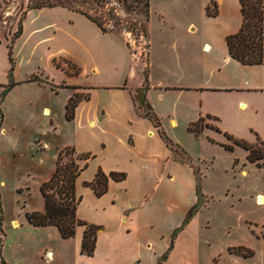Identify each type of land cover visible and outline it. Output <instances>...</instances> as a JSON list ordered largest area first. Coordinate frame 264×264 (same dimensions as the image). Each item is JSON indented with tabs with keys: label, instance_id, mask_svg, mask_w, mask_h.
<instances>
[{
	"label": "crops",
	"instance_id": "0c3cea01",
	"mask_svg": "<svg viewBox=\"0 0 264 264\" xmlns=\"http://www.w3.org/2000/svg\"><path fill=\"white\" fill-rule=\"evenodd\" d=\"M211 5L214 15L206 13ZM196 10L176 36L163 35L162 25L173 30L165 22L157 33L147 30L144 63L132 59L119 37L60 6L26 12L11 48L10 79L7 45L0 41V102L11 101L18 86L33 89L42 98L48 130L57 136L50 149L53 170L40 183L50 179L60 151L89 155L78 162L86 166L74 181L75 217L98 228L94 252L80 254L84 226L62 239L55 227L26 221L45 235L36 245L42 264H159L176 229L161 264H197L203 227L198 206L206 198L201 166L216 155L250 163L248 151L226 136L264 145V22L261 64L242 65L226 46L242 23L238 0H200ZM140 90L165 136L188 161L170 150L136 109L132 96ZM18 97L31 100L30 94ZM70 99L76 103L67 120ZM200 119L214 126L194 137L188 127ZM98 171L107 177L99 196L87 186ZM111 173L122 180L111 179ZM32 212L43 213L44 206Z\"/></svg>",
	"mask_w": 264,
	"mask_h": 264
},
{
	"label": "rangeland",
	"instance_id": "374dc122",
	"mask_svg": "<svg viewBox=\"0 0 264 264\" xmlns=\"http://www.w3.org/2000/svg\"><path fill=\"white\" fill-rule=\"evenodd\" d=\"M199 2L150 0L147 22L142 18L129 21L132 16L117 0H109L103 7L89 2L91 4H83L80 9L100 23L105 18L104 28L125 42L134 61L144 63L147 30L149 34L157 33L165 22L173 30L170 32L162 25L163 35H178L186 26L189 14L192 19L197 15ZM31 3L34 0H0V41L7 46ZM258 3L259 0H252L254 8ZM208 12H215L213 5ZM135 21L141 22V31L138 23L131 25ZM258 30L256 24V37ZM34 79L42 80L39 76ZM20 94H30L31 100L20 99ZM9 99L11 101L0 102V258L5 264H42L36 245L44 243L45 235L28 226L24 215L43 209L40 181L53 170L50 149L57 136L48 130V123L41 115L42 98L36 91L18 86ZM213 126L211 121L203 119L195 129L209 130ZM249 146L254 155L263 156L258 162L260 168L247 162L242 166L225 155H216L201 166L199 172L206 198L198 206L203 227L197 264H264V204H257L255 199L258 194L264 196V146L258 142ZM172 150L181 153L176 148ZM181 154L183 160L188 161L184 153ZM73 157L70 149L61 151L59 166L67 165ZM243 169L246 175L240 173ZM58 190L54 186L48 193L58 199ZM247 251L250 256L244 257L242 254Z\"/></svg>",
	"mask_w": 264,
	"mask_h": 264
},
{
	"label": "trees",
	"instance_id": "16d2710c",
	"mask_svg": "<svg viewBox=\"0 0 264 264\" xmlns=\"http://www.w3.org/2000/svg\"><path fill=\"white\" fill-rule=\"evenodd\" d=\"M120 4L123 3L125 5L126 11L130 13L129 21L131 19L142 18L145 22L148 20L149 15V0H117ZM94 3L97 7H103L109 0H34V3H31L27 6L26 11L22 14L20 22L17 26V31L13 36V40L10 45L7 46L8 49V61H9V71L8 76L9 79L11 78V73L13 70V58H12V44L13 41L21 34V21L25 17V14L28 10L31 9H39L42 7H55L60 6L64 8H68L75 12H78L92 21L96 26L103 32L107 33V31L103 26V19L102 23L96 20L93 16L89 13H86L80 9V6L83 4H91ZM240 5V12L242 15V23L240 26L239 31L236 34L230 35L226 38V46L227 52L230 58L237 61L242 65H259L262 62V35H263V22H264V5L262 0H259L257 7L254 8L252 5V0H238ZM106 3V4H105ZM105 4V5H104ZM208 15L210 14L208 10H206ZM140 16V17H139ZM138 23V25H137ZM259 26L258 35L255 36L254 27L255 25ZM133 26H139L138 29L141 31V22L135 21V23H131ZM12 85L11 80L9 81L8 87ZM144 91H138L135 96H132V101L134 106L138 110H143L144 117L148 118L152 124L158 129V133L160 137L165 142L166 146L172 150L175 146L170 142V140L165 136L163 131L160 128V123L156 116L150 111L149 105L145 102L144 99ZM76 103L75 99H70L68 104L65 108V117L67 120H70L72 117L73 107ZM203 120L200 119L195 123H192L188 127V132L191 133L194 137H199L201 135V127L200 129L196 130L198 124L201 123ZM226 138L231 141L234 145L243 147L248 151L247 161L250 163H255L257 168H260L258 163L263 159V156L254 155L250 146H247L243 142L240 141H233L231 137L226 136ZM260 143V142H258ZM263 145L262 143H260ZM264 146V145H263ZM225 150L231 151L232 146L223 145ZM68 148L62 150L67 151ZM173 151V150H172ZM70 153L74 155L72 159L69 160L67 165L62 167L59 166L60 161V154L61 151L58 153L55 169L47 182H44L40 185L39 191L41 197L44 202V212H30L25 213L26 221L34 226V227H55L59 233V236L62 239H70L75 234V229L78 226H84V231L82 234V240L80 245V254L86 256H92L95 248V240H96V231L98 230L97 227L92 225H87L84 222H81L76 219L75 217V209L77 205V199L74 194V181L80 171L85 168L86 164L80 166L79 161L86 160L89 158L88 154L77 155L74 153L72 149H70ZM109 177L115 181L122 180L123 175L111 173ZM107 184V177L100 171L97 172L95 179L87 184L96 195H101L106 190ZM59 188L58 190V199L54 198L52 194H49L48 191L51 190L53 187ZM197 206L193 207L187 214L184 223H187L189 219L192 217L193 213L196 211ZM181 228V227H180ZM179 230V229H178ZM177 229L172 233L171 243L167 252L160 258L159 264L163 260L166 259L167 253L171 250L172 247V240L175 237ZM244 257H249L250 254L247 251L246 253L242 254ZM0 264H5L3 260L0 258Z\"/></svg>",
	"mask_w": 264,
	"mask_h": 264
},
{
	"label": "bare ground",
	"instance_id": "6f19581e",
	"mask_svg": "<svg viewBox=\"0 0 264 264\" xmlns=\"http://www.w3.org/2000/svg\"><path fill=\"white\" fill-rule=\"evenodd\" d=\"M255 199H256V203L257 204H259V205H263L264 204V196L258 194V195H256Z\"/></svg>",
	"mask_w": 264,
	"mask_h": 264
},
{
	"label": "built area",
	"instance_id": "2783aa9c",
	"mask_svg": "<svg viewBox=\"0 0 264 264\" xmlns=\"http://www.w3.org/2000/svg\"><path fill=\"white\" fill-rule=\"evenodd\" d=\"M47 256V255H46Z\"/></svg>",
	"mask_w": 264,
	"mask_h": 264
}]
</instances>
